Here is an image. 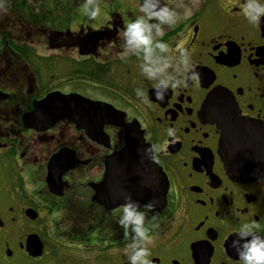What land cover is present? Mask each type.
Instances as JSON below:
<instances>
[{
  "label": "flooded vegetation",
  "instance_id": "1",
  "mask_svg": "<svg viewBox=\"0 0 264 264\" xmlns=\"http://www.w3.org/2000/svg\"><path fill=\"white\" fill-rule=\"evenodd\" d=\"M102 1L95 18L84 0L0 11V264H129L117 221L134 183L160 222L149 264H239L236 229L255 221L264 235V171L228 172L218 120L232 107L254 121L264 152V17L199 0L165 26L169 56L183 48L194 67L161 101L142 61L119 58L136 0Z\"/></svg>",
  "mask_w": 264,
  "mask_h": 264
},
{
  "label": "clouds",
  "instance_id": "2",
  "mask_svg": "<svg viewBox=\"0 0 264 264\" xmlns=\"http://www.w3.org/2000/svg\"><path fill=\"white\" fill-rule=\"evenodd\" d=\"M199 0H136L137 13L134 19L125 24L118 36L121 40V60L136 57L141 60L140 71L149 81H154V95L164 100L169 89L181 86V77L191 73L193 64L183 48L178 50V63L169 56V45L160 39L167 28L174 27L181 18L190 17L198 7ZM84 13L95 18L100 12L98 0H84ZM244 17L250 24L258 25L264 17V0H241ZM0 11H6L5 0H0ZM136 95L143 98L142 89ZM170 136L175 135L172 129ZM147 151V150H146ZM155 208L152 201L141 206L130 197L120 208L117 223L123 228L125 245L122 249L129 264H149L148 244L152 235L160 227L158 216L148 212ZM260 225L255 221L241 224L230 247L236 252L239 264H264V235L258 231Z\"/></svg>",
  "mask_w": 264,
  "mask_h": 264
},
{
  "label": "water",
  "instance_id": "3",
  "mask_svg": "<svg viewBox=\"0 0 264 264\" xmlns=\"http://www.w3.org/2000/svg\"><path fill=\"white\" fill-rule=\"evenodd\" d=\"M218 120V125L221 130V139L219 143V149L222 159L229 173L237 177L250 178L258 176L264 171V152L257 151L254 146L259 144L256 134L259 132V126L252 120H248L239 116L236 111L230 107L229 111ZM135 137L133 140H135ZM131 139L127 136L128 140ZM233 140L237 141L238 149H234ZM130 141V140H129ZM139 160L133 161L132 168H126V163L120 171L122 174L120 176L124 177L125 173L135 172L136 177L139 174ZM139 166V167H138ZM130 172V173H131ZM127 177V176H126ZM112 179V176L108 177ZM118 178V177H117ZM123 179V178H121ZM127 179V178H126ZM109 184V186H117L120 188L126 187L128 189V184ZM139 187L138 184H132L134 191ZM126 195L125 201L130 197L132 200L137 201L139 204L147 203V199L138 196L135 192ZM121 195V193H120ZM123 200V197H122ZM124 203V202H123Z\"/></svg>",
  "mask_w": 264,
  "mask_h": 264
},
{
  "label": "rangeland",
  "instance_id": "4",
  "mask_svg": "<svg viewBox=\"0 0 264 264\" xmlns=\"http://www.w3.org/2000/svg\"><path fill=\"white\" fill-rule=\"evenodd\" d=\"M98 2H99V6H100V3H105L104 1H102V0H98Z\"/></svg>",
  "mask_w": 264,
  "mask_h": 264
}]
</instances>
